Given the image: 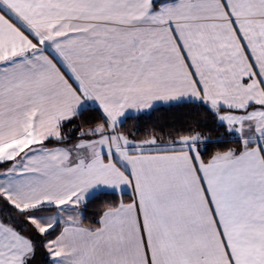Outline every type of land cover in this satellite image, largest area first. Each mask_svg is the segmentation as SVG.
Segmentation results:
<instances>
[{
    "label": "snow or ice",
    "instance_id": "snow-or-ice-1",
    "mask_svg": "<svg viewBox=\"0 0 264 264\" xmlns=\"http://www.w3.org/2000/svg\"><path fill=\"white\" fill-rule=\"evenodd\" d=\"M0 264H264V0H0Z\"/></svg>",
    "mask_w": 264,
    "mask_h": 264
}]
</instances>
